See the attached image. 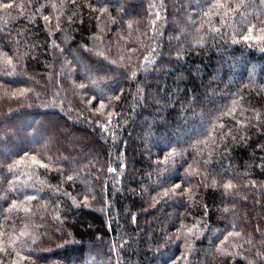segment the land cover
Listing matches in <instances>:
<instances>
[{"label":"trees","instance_id":"obj_1","mask_svg":"<svg viewBox=\"0 0 264 264\" xmlns=\"http://www.w3.org/2000/svg\"><path fill=\"white\" fill-rule=\"evenodd\" d=\"M0 264H264V0H0Z\"/></svg>","mask_w":264,"mask_h":264},{"label":"snow or ice","instance_id":"obj_2","mask_svg":"<svg viewBox=\"0 0 264 264\" xmlns=\"http://www.w3.org/2000/svg\"><path fill=\"white\" fill-rule=\"evenodd\" d=\"M245 39H248V37H245ZM118 98V97H117ZM110 171H114V169H110ZM69 180L72 179L71 176L68 177ZM177 188H179V185H176ZM165 195H167V193H165ZM236 235H239V233H237Z\"/></svg>","mask_w":264,"mask_h":264}]
</instances>
